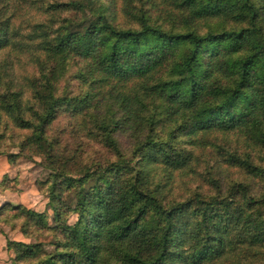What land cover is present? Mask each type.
Masks as SVG:
<instances>
[{
  "label": "trees",
  "instance_id": "trees-1",
  "mask_svg": "<svg viewBox=\"0 0 264 264\" xmlns=\"http://www.w3.org/2000/svg\"><path fill=\"white\" fill-rule=\"evenodd\" d=\"M160 1L165 11L153 18L122 0L125 26L94 0L67 1L82 15L53 28L54 36L37 24L41 49L54 61L34 86L42 105L29 118L18 92L0 95L15 124L31 129L21 147L39 149L57 109L73 111L71 97L51 90L67 61L81 59L87 91L76 109L110 93L113 108L101 127L118 156L82 164L76 176L53 166L42 182L52 223L46 211L28 209L22 229L32 225L47 238L11 242L16 263L203 264L240 245L264 249V0ZM9 32L1 22L0 46ZM132 124L144 132L127 158L112 135ZM215 132L246 137L251 150L233 161L263 190L252 194L251 182L238 181L227 195L196 193L165 206L159 194L169 185L151 180L152 167L186 168L188 146Z\"/></svg>",
  "mask_w": 264,
  "mask_h": 264
},
{
  "label": "rangeland",
  "instance_id": "rangeland-1",
  "mask_svg": "<svg viewBox=\"0 0 264 264\" xmlns=\"http://www.w3.org/2000/svg\"><path fill=\"white\" fill-rule=\"evenodd\" d=\"M67 1L0 0V23L4 22L10 28L5 36L7 42L0 46V95L10 96V93L18 92L29 118L42 105L34 93V86L54 66V61L41 49L43 36H39L41 31L37 24L47 26L51 37L54 36L51 34L53 28L78 20L82 13L69 9ZM131 2L138 10L150 13L153 18L165 11L164 2L160 0ZM56 4L60 5L55 8ZM94 4L101 6L111 16L114 14L117 25H126L120 12L122 0H94ZM82 62L81 59H69L64 65L62 76L53 81L51 91L54 96L71 97L74 100L70 107L73 111L65 106L57 109L54 118L46 126L47 140L39 149L21 147L22 140L30 135L31 129L17 126L0 106V264H32L34 261H14L16 254L11 242L35 243L39 239L46 240L47 237L36 235L29 223L27 233L22 229L27 222L25 210L28 209L46 211L52 223V210L47 205L48 198L44 191L46 184L42 185V182L53 176V166H62L76 176L82 164L97 162L104 165L118 156L114 147L107 142L101 127L102 121L113 108L109 104L110 93L100 94L98 105L88 104L76 109L87 91V83L80 77ZM143 132L132 124L117 129L112 136L119 150L130 158ZM249 147L245 136L215 132L206 135L195 146H188L193 158L186 168L170 172L162 165H154L150 172L151 180L164 188L166 184L169 185L167 190L160 192V200L169 206L185 201L196 193L220 197L229 194L232 185L238 181L251 182L250 192L259 193L263 190L261 181L248 176L233 161V155L244 156L251 150ZM253 151L252 157L258 160L256 156L261 149ZM156 213L153 209L145 221L152 223ZM203 264H264V249L240 245L232 252Z\"/></svg>",
  "mask_w": 264,
  "mask_h": 264
}]
</instances>
